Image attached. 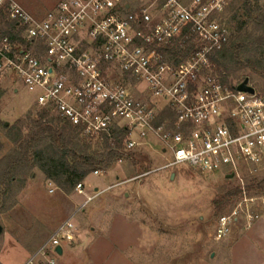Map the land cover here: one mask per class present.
<instances>
[{
	"label": "built area",
	"instance_id": "built-area-1",
	"mask_svg": "<svg viewBox=\"0 0 264 264\" xmlns=\"http://www.w3.org/2000/svg\"><path fill=\"white\" fill-rule=\"evenodd\" d=\"M131 1L59 0L37 18L15 0H0L18 33L12 39L0 32V73L14 75L36 93L38 107L87 139L125 128L126 150L156 142L170 151L171 160L156 169L232 175L244 198L219 218V239L241 212L250 225L259 215L256 201L264 204L263 196L248 197L243 173L264 163V94L237 90L240 82H225L213 61L230 40L214 20L228 0ZM175 48L183 51L169 52ZM129 79L146 91L137 96ZM75 189L84 193L83 183ZM77 211L23 264H56L57 246L64 252L63 243L77 236Z\"/></svg>",
	"mask_w": 264,
	"mask_h": 264
},
{
	"label": "rangeland",
	"instance_id": "rangeland-1",
	"mask_svg": "<svg viewBox=\"0 0 264 264\" xmlns=\"http://www.w3.org/2000/svg\"><path fill=\"white\" fill-rule=\"evenodd\" d=\"M15 1L43 18L59 0ZM232 17L234 21L227 25ZM214 18L228 29V48L246 34L256 44L238 51L237 59L249 66L229 81L249 77L256 92L264 94V0H228ZM222 70L217 65V71ZM129 82L137 96L146 91L142 83ZM35 102V92L18 83L14 75L0 73V160L14 149V131L21 127L26 133L34 127L32 119L42 109ZM101 141L99 137L89 139V151L103 148ZM123 150L125 155L111 169L92 172L81 180L85 181L84 194L75 187L62 190L37 166L5 192L1 186L0 264H23L74 207L91 196L77 208L72 219L77 236L63 243L64 252L56 256V264H264L262 200L256 201L253 210L259 215L250 225L241 212L229 232L216 238L219 218L230 215L244 198L236 194L237 179L222 171L201 173L186 166L173 168L177 171L172 179V169H156L172 158L156 142ZM243 173L248 197H264V163L249 166ZM115 182L123 183L106 189ZM96 187L106 190L96 194Z\"/></svg>",
	"mask_w": 264,
	"mask_h": 264
},
{
	"label": "trees",
	"instance_id": "trees-1",
	"mask_svg": "<svg viewBox=\"0 0 264 264\" xmlns=\"http://www.w3.org/2000/svg\"><path fill=\"white\" fill-rule=\"evenodd\" d=\"M234 18L229 19L226 22L227 25H230ZM0 22L2 34H7L12 39L18 36L16 23L8 21L2 11H0ZM261 24L262 22L257 23L258 27ZM238 38H240V43L234 41L230 48H228V43L213 56L216 65L219 68L222 66L225 68L222 70L225 73V82H229L230 78H238L240 73L249 66L237 59L238 51L249 43L256 45L255 42H250L252 38L250 34L241 35ZM261 40L264 44V35ZM182 51L177 48L169 50L174 55ZM230 61L234 62L233 66L229 64ZM245 78L249 79V77H244L239 82ZM32 123L34 127L26 133L21 127L16 131L11 129L15 132L14 149L0 160V187L4 188L3 192L13 187L17 179H24L28 176L35 166L42 170L46 179L69 192L90 173L111 169L114 162L125 155L123 150L127 135L125 128L115 127L111 133H103L99 137L103 148L89 151L91 147L89 139L82 136L77 127L64 121L58 115L51 114L50 109L42 108L32 119ZM4 128L9 129L10 127L4 126ZM248 167L246 166L245 169ZM261 185L264 186V177L261 179ZM236 191V194L242 193L239 186Z\"/></svg>",
	"mask_w": 264,
	"mask_h": 264
},
{
	"label": "water",
	"instance_id": "water-1",
	"mask_svg": "<svg viewBox=\"0 0 264 264\" xmlns=\"http://www.w3.org/2000/svg\"><path fill=\"white\" fill-rule=\"evenodd\" d=\"M237 90L239 91H247V92H250V93H253L255 92V88L249 84V79L248 78H245L243 81H241L236 87H235ZM7 124V122H6ZM175 176V173L172 172L171 174V178L173 179ZM229 178L232 177V175H228ZM2 230V227L0 225V232ZM57 252L62 255L63 254V248L61 246H57L56 248Z\"/></svg>",
	"mask_w": 264,
	"mask_h": 264
},
{
	"label": "crops",
	"instance_id": "crops-1",
	"mask_svg": "<svg viewBox=\"0 0 264 264\" xmlns=\"http://www.w3.org/2000/svg\"><path fill=\"white\" fill-rule=\"evenodd\" d=\"M224 175H225L226 177H228L227 174H224ZM89 176H90V174L87 176L86 179H88ZM228 178H229V177H228ZM84 179H85V178H84ZM86 179H85V180H86ZM81 182L83 183V186H84V193H85V181H84V182L81 181ZM113 184H114V183H113ZM110 185H112V184H110ZM110 185H108L107 187H109ZM97 189H99V188L96 187V188H95V191H96ZM103 189H104V188H103ZM84 193H82V194H84ZM93 196H94V195H93ZM91 197H92V196H91ZM93 198H94V197H93ZM88 200H89V199H87V200H85V201H83V202H80V204H79L77 207L75 206L74 209H77L79 206L83 205V204L86 203ZM90 200H91V199H90ZM74 209H73V210H74ZM253 226H255V225L253 224L252 227H253ZM56 227H57V226H56ZM252 227H251V228H252Z\"/></svg>",
	"mask_w": 264,
	"mask_h": 264
}]
</instances>
